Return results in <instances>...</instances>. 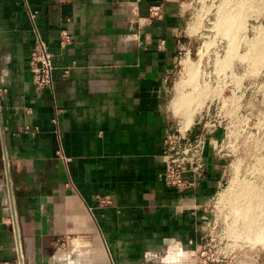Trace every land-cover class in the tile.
<instances>
[{"label":"crops","instance_id":"crops-1","mask_svg":"<svg viewBox=\"0 0 264 264\" xmlns=\"http://www.w3.org/2000/svg\"><path fill=\"white\" fill-rule=\"evenodd\" d=\"M186 1L0 0V261L152 264L201 241L224 158L206 150L195 191L163 180ZM36 32L53 90L34 84Z\"/></svg>","mask_w":264,"mask_h":264},{"label":"rangeland","instance_id":"rangeland-1","mask_svg":"<svg viewBox=\"0 0 264 264\" xmlns=\"http://www.w3.org/2000/svg\"><path fill=\"white\" fill-rule=\"evenodd\" d=\"M186 8L185 46L169 84V114L175 130L202 136L205 152L224 158L228 177L211 202L210 221L201 241L189 250L175 246L150 255V263L263 262L264 237L260 238L258 229L264 207L255 196H264V0H187ZM227 10L237 18V30L234 27L230 35L224 26L221 29ZM186 62L193 65L192 75ZM185 96L192 101L187 103ZM186 119L192 122L187 127ZM195 122H201L197 129ZM250 193L254 198L245 199ZM202 242L208 244L206 254L192 255Z\"/></svg>","mask_w":264,"mask_h":264},{"label":"built area","instance_id":"built-area-1","mask_svg":"<svg viewBox=\"0 0 264 264\" xmlns=\"http://www.w3.org/2000/svg\"><path fill=\"white\" fill-rule=\"evenodd\" d=\"M159 12L160 8H155L154 16H159ZM61 39L64 47L73 43V38L66 31L62 32ZM183 49L184 46L180 50V55ZM30 66L37 90H53L55 88L53 54L38 32L35 36V46ZM205 144L206 141L202 136L192 137L188 131L184 133L175 130L167 137L164 152L167 164L163 175L167 187L176 190L180 194L197 190L207 175ZM10 217L8 223L13 224V218ZM201 244L196 251L191 252L192 255L197 256L201 253V257H203L206 254L208 244L203 242ZM0 264H25V262L24 257L20 256L14 260L0 261Z\"/></svg>","mask_w":264,"mask_h":264},{"label":"bare ground","instance_id":"bare-ground-1","mask_svg":"<svg viewBox=\"0 0 264 264\" xmlns=\"http://www.w3.org/2000/svg\"><path fill=\"white\" fill-rule=\"evenodd\" d=\"M225 12H227V13H225L224 15H223V17H222V19H221V24H222V26H221V29H223L224 28V31H225V33L226 34H231V32L234 30V27H235V29L237 28V26H234L235 24H236V20H237V18L232 14L233 13V11L232 10H227V11H225ZM238 16V15H237ZM224 26V27H223ZM223 27V28H222ZM239 27V26H238ZM237 30V29H236ZM191 63V62H190ZM186 68H188V74H193V65L192 64H189V62H186ZM192 65V66H191ZM187 74V75H188ZM189 78V77H188ZM190 80V79H189ZM198 90V89H197ZM198 92H199V90H198ZM192 96V95H191ZM185 101L188 103V102H190V101H192V97H190V96H185ZM175 104H176V102L174 103V109L176 110V106H175ZM189 119L191 118V117H188ZM186 121H187V125H186V127L187 126H189V125H191V123H188V120L186 119ZM191 121V120H190ZM193 121V120H192ZM189 124V125H188ZM238 171V170H237ZM241 185H242V183H241ZM256 185V184H255ZM239 187V186H238ZM247 187V186H246ZM252 187V186H251ZM260 187V186H259ZM237 188V187H236ZM256 188V187H255ZM254 188V189H255ZM243 189V188H242ZM262 189V188H261ZM264 189V188H263ZM244 191V190H243ZM256 191V190H255ZM245 192V191H244ZM239 193V192H238ZM237 194V193H236ZM236 196V195H235ZM247 197H245V199L246 198H248L249 200H252L253 198H254V196L253 195H251V193L250 194H247L246 195ZM256 198H257V200H259V203H258V205H260V206H262V207H264V196L262 195V194H256V196H255ZM237 199V198H236ZM242 199V198H241ZM240 199V200H241ZM239 200V198H238V201H240ZM238 201H237V203H238ZM236 202V201H235ZM236 203V204H237ZM255 203V202H254ZM235 204V205H236ZM251 207V206H250ZM249 207V209H248V211H247V213L248 214H250V213H252V207L250 208ZM241 211V210H240ZM260 212V211H259ZM259 212H258V214H259ZM240 213V212H239ZM242 213V212H241ZM242 215H243V213H242ZM253 216H254V214H252ZM263 215V217H262V222H263V224H261L260 225V228L258 229L259 231H258V233H259V235L261 236H259L260 238H263L264 237V214H262ZM246 220H247V218H245ZM258 219V218H257ZM258 221V220H257ZM255 222H256V219H255ZM249 225V224H248ZM255 226V225H254ZM252 227V226H251ZM249 228V227H248ZM247 228V229H248ZM246 230V229H245ZM249 230V229H248ZM251 230V229H250ZM247 232V231H246ZM255 231H253V233H254ZM248 233H249V231H248ZM252 233V232H251ZM208 236V235H207ZM258 236V235H257ZM76 241H77V239H76ZM82 244V243H81ZM76 245H74V247H75ZM77 247V246H76ZM181 251H182V249H181ZM180 251V252H181ZM175 253V252H174ZM175 254H179V253H175ZM184 253H182V254H179V255H182V256H185V258H186V255H183ZM186 254V253H185ZM64 255V254H63ZM172 255V254H171ZM170 255V256H171ZM179 255H177V257H180ZM181 256V257H182ZM189 256H190V254H189ZM175 257V256H174ZM180 257V259L182 260L183 258H181ZM188 257V256H187ZM166 258V257H165ZM184 258V259H185ZM68 259V258H67ZM164 259V258H163ZM172 259V258H171ZM177 260H178V258H177ZM187 260V259H186ZM67 261V260H66ZM168 261V260H167ZM173 261V260H172ZM76 262H77V260H76ZM169 262V261H168ZM167 262V263H168ZM68 263H71V261L70 262H68ZM164 263H166V262H164ZM172 263V262H171ZM179 263V262H178ZM177 263V264H178ZM182 263H184L183 261H182ZM182 263H179V264H182ZM65 264V263H64ZM170 264V263H169Z\"/></svg>","mask_w":264,"mask_h":264}]
</instances>
